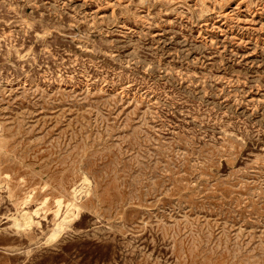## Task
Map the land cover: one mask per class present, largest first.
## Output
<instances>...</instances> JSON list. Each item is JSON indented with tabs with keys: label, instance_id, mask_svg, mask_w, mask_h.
Returning a JSON list of instances; mask_svg holds the SVG:
<instances>
[{
	"label": "rangeland",
	"instance_id": "374dc122",
	"mask_svg": "<svg viewBox=\"0 0 264 264\" xmlns=\"http://www.w3.org/2000/svg\"><path fill=\"white\" fill-rule=\"evenodd\" d=\"M0 264H264V0H0Z\"/></svg>",
	"mask_w": 264,
	"mask_h": 264
},
{
	"label": "bare ground",
	"instance_id": "6f19581e",
	"mask_svg": "<svg viewBox=\"0 0 264 264\" xmlns=\"http://www.w3.org/2000/svg\"><path fill=\"white\" fill-rule=\"evenodd\" d=\"M26 221V220H25Z\"/></svg>",
	"mask_w": 264,
	"mask_h": 264
}]
</instances>
